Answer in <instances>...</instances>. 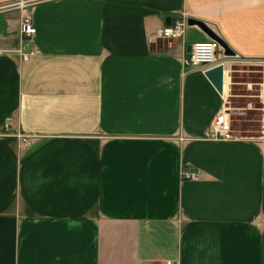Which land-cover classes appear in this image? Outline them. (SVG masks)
I'll use <instances>...</instances> for the list:
<instances>
[{
  "label": "crops",
  "instance_id": "crops-1",
  "mask_svg": "<svg viewBox=\"0 0 264 264\" xmlns=\"http://www.w3.org/2000/svg\"><path fill=\"white\" fill-rule=\"evenodd\" d=\"M184 17L264 59V0H0V264H264V132L208 138Z\"/></svg>",
  "mask_w": 264,
  "mask_h": 264
},
{
  "label": "built area",
  "instance_id": "built-area-1",
  "mask_svg": "<svg viewBox=\"0 0 264 264\" xmlns=\"http://www.w3.org/2000/svg\"><path fill=\"white\" fill-rule=\"evenodd\" d=\"M34 1V0H32ZM187 27L186 17L172 22L169 26H165L159 30V37L168 41L178 40L184 29ZM19 32L23 39L35 34V28L29 18H23L20 21ZM25 57L26 54H23ZM227 58L223 55L219 45L212 40L195 42L190 45L188 56L183 60L184 67L189 69H200L206 71L217 65L223 66V87L222 93L229 96V85L227 78L230 80L231 69H226ZM228 108L223 103L218 112L211 121L208 138L215 141H237L238 137L233 136L229 120ZM16 137L20 140L21 148H29L33 144V137L23 133H19ZM182 181H196L198 173L194 170L184 169L180 173ZM165 264H175L174 261H166Z\"/></svg>",
  "mask_w": 264,
  "mask_h": 264
},
{
  "label": "rangeland",
  "instance_id": "rangeland-1",
  "mask_svg": "<svg viewBox=\"0 0 264 264\" xmlns=\"http://www.w3.org/2000/svg\"><path fill=\"white\" fill-rule=\"evenodd\" d=\"M188 28L186 36H190ZM192 44V40H190ZM231 64L228 108L233 136L257 139L264 132L261 89L264 82V59L236 55L227 58Z\"/></svg>",
  "mask_w": 264,
  "mask_h": 264
},
{
  "label": "water",
  "instance_id": "water-1",
  "mask_svg": "<svg viewBox=\"0 0 264 264\" xmlns=\"http://www.w3.org/2000/svg\"><path fill=\"white\" fill-rule=\"evenodd\" d=\"M169 21L170 20L167 18L165 24L168 25ZM186 24L189 27H197L209 40L216 42L226 58L233 57L235 55V53L226 45V43L220 38V36L212 31L205 23L196 19L188 18L186 19ZM189 50L190 46L187 47V52H189ZM204 75L217 91V93L222 95L223 66L217 65L213 68H210L204 72Z\"/></svg>",
  "mask_w": 264,
  "mask_h": 264
}]
</instances>
